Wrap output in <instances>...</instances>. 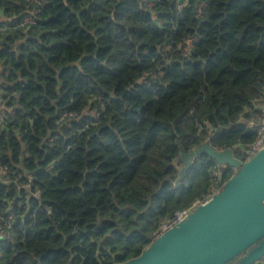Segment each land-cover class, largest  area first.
<instances>
[{
  "label": "trees",
  "instance_id": "16d2710c",
  "mask_svg": "<svg viewBox=\"0 0 264 264\" xmlns=\"http://www.w3.org/2000/svg\"><path fill=\"white\" fill-rule=\"evenodd\" d=\"M3 41L0 264L134 260L235 175L182 154L256 140L264 0H0Z\"/></svg>",
  "mask_w": 264,
  "mask_h": 264
},
{
  "label": "water",
  "instance_id": "95a60500",
  "mask_svg": "<svg viewBox=\"0 0 264 264\" xmlns=\"http://www.w3.org/2000/svg\"><path fill=\"white\" fill-rule=\"evenodd\" d=\"M4 44L5 41L0 46ZM204 155L221 167L235 170V175L207 202L185 215L182 213L183 218L158 236L140 257L125 264H231L235 260H238L235 264H261L264 261V149L244 163L235 158L233 150L216 151L205 143L181 155L184 166L175 187L193 162Z\"/></svg>",
  "mask_w": 264,
  "mask_h": 264
},
{
  "label": "built area",
  "instance_id": "2783aa9c",
  "mask_svg": "<svg viewBox=\"0 0 264 264\" xmlns=\"http://www.w3.org/2000/svg\"><path fill=\"white\" fill-rule=\"evenodd\" d=\"M247 128L251 130L256 135V140L252 145L247 148L240 149L242 156L244 158V163L255 157L260 151L264 149V110H263V118L262 119H252L247 124ZM218 190L216 188L213 189V192L209 196L208 200L214 196ZM207 200V201H208ZM188 212H185L187 214ZM183 218V214H179L176 219H172L169 221L159 232V235L164 234L168 229L173 227ZM1 234V231H0ZM264 262V261H263ZM263 262L261 264H263Z\"/></svg>",
  "mask_w": 264,
  "mask_h": 264
},
{
  "label": "rangeland",
  "instance_id": "374dc122",
  "mask_svg": "<svg viewBox=\"0 0 264 264\" xmlns=\"http://www.w3.org/2000/svg\"><path fill=\"white\" fill-rule=\"evenodd\" d=\"M262 106H263V108H264V104H262ZM221 190H218V192H220ZM263 264H264V262H263Z\"/></svg>",
  "mask_w": 264,
  "mask_h": 264
}]
</instances>
